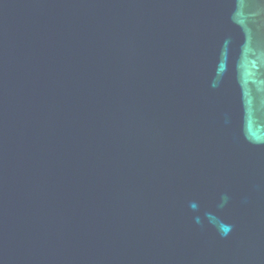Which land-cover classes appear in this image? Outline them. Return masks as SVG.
Segmentation results:
<instances>
[{"label": "water", "instance_id": "obj_1", "mask_svg": "<svg viewBox=\"0 0 264 264\" xmlns=\"http://www.w3.org/2000/svg\"><path fill=\"white\" fill-rule=\"evenodd\" d=\"M0 264H264V0H0Z\"/></svg>", "mask_w": 264, "mask_h": 264}]
</instances>
